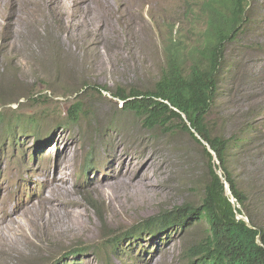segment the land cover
Listing matches in <instances>:
<instances>
[{
    "label": "rangeland",
    "instance_id": "rangeland-1",
    "mask_svg": "<svg viewBox=\"0 0 264 264\" xmlns=\"http://www.w3.org/2000/svg\"><path fill=\"white\" fill-rule=\"evenodd\" d=\"M196 2L0 0V264H130L124 254L104 261L111 237L199 203L208 159L190 133L149 128L94 88H151L172 26L189 57L203 21L197 11L183 14ZM251 8L225 43L207 122L212 135L250 137L238 156L230 150V168L244 212L264 227V0ZM53 176L60 182L47 188ZM203 228L155 241L142 232L127 247L142 249L138 264H181Z\"/></svg>",
    "mask_w": 264,
    "mask_h": 264
},
{
    "label": "trees",
    "instance_id": "trees-1",
    "mask_svg": "<svg viewBox=\"0 0 264 264\" xmlns=\"http://www.w3.org/2000/svg\"><path fill=\"white\" fill-rule=\"evenodd\" d=\"M250 2L201 0L194 3L205 24L201 43L193 45L190 56L185 58L183 46L172 35L165 48L166 64L151 88H116L111 91L104 85L94 87L99 94L105 90L112 97L123 100V107L142 118L149 128L160 127L166 132L179 128L188 131L208 159L209 179L198 204H180L111 237L109 246L112 254L125 251L122 247L117 248V243L129 234L139 235L147 231L153 236L159 231L168 233L176 228L186 229L202 223L204 228L200 239L184 249L181 264H264V227L244 212L246 196L232 173L229 159L230 150L235 149L238 156L251 139L238 130L229 137L212 135L207 122V114L217 94L225 43L243 30L241 26L248 20ZM193 12V5L185 6L183 17L189 20ZM72 106L70 116L75 121L81 103L76 101ZM192 129L209 144L218 163ZM218 168L224 179L217 174ZM224 180L229 184L233 203L225 193ZM237 213L247 217L251 226L243 218H238ZM103 256L105 261L108 254Z\"/></svg>",
    "mask_w": 264,
    "mask_h": 264
},
{
    "label": "clouds",
    "instance_id": "clouds-1",
    "mask_svg": "<svg viewBox=\"0 0 264 264\" xmlns=\"http://www.w3.org/2000/svg\"><path fill=\"white\" fill-rule=\"evenodd\" d=\"M200 1L201 0H197V2L198 3H200ZM189 5H193V7H194V10L195 11H197V8H198V6H196L194 3H186V7L187 6H189ZM250 5H251V2H250ZM252 11V8H251V10H250V12ZM200 16H202V14L200 13ZM199 16V17H200ZM199 19H201L202 21H203V29H202V31H200V34H199V40L196 42V45H199L200 43H201V41H202V32H203V30H204V28H205V24H204V20H203V18H199ZM248 22V20L245 22V23H247ZM244 23V24H245ZM244 24L241 26V28L243 29V26H244ZM169 32H170V37H169V41L171 40V38H172V35L173 36H175V40L176 41H179V45H181V40L179 39V37H178V30L174 27V26H172L170 29H169ZM169 44V43H168ZM167 44V45H168ZM184 49V48H183ZM153 86V85H152ZM138 88V87H137ZM103 92H106V93H109L110 94V92H108V91H103ZM119 100V99H118ZM119 101H121L122 103L124 102L123 100H119ZM188 124H189V122H188ZM191 131H193L194 132V135H195V131H194V129H192ZM234 133V132H233ZM232 133V134H233ZM198 134V133H197ZM199 135V134H198ZM196 136V135H195ZM230 136V135H229ZM229 136H227V137H229ZM197 137V136H196ZM198 138V137H197ZM201 138V137H200ZM199 139V138H198ZM202 139V138H201ZM200 140V139H199ZM203 140V139H202ZM205 141V140H204ZM201 142V141H200ZM206 142V141H205ZM202 144V143H201ZM208 144V143H207ZM203 145V144H202ZM209 145V144H208ZM205 146V145H204ZM206 147V146H205ZM206 149H207V147H206ZM208 150V149H207ZM212 150V149H211ZM241 152V151H240ZM239 152V153H240ZM212 155H213V157H214V160H215V162L216 163H218V161H217V159H216V155H215V153H214V151L212 150V152H210ZM238 153V154H239ZM231 155H229V159H231ZM219 172H221V176L219 175ZM232 173H233V171H232ZM217 174L219 175V177L220 178H222V179H224V177L222 176V171H221V169L220 168H218V170H217ZM234 175V174H233ZM235 177V176H234ZM236 178V177H235ZM237 180V179H236ZM238 182V181H237ZM226 185H228V187H229V184H228V182H226L225 180H224V188H225V193L227 194V195H229L230 196V201L233 203L234 202V198H233V196H232V194H231V192H230V194H228L227 193V191H226ZM239 185V184H238ZM239 188H240V186H239ZM241 189V188H240ZM229 191H230V189H229ZM237 217L238 218H243L244 220H246L247 222V224L249 225V226H251V224H250V222H248V219H247V217H243L242 215H240V214H238L237 213ZM144 221V220H143ZM143 221H141V222H143ZM141 222H139V223H141ZM138 223V224H139ZM195 224H198V223H195ZM137 224H135V225H133L129 230H131L134 226H136ZM191 226V225H190ZM177 229V228H176ZM178 229H180V228H178ZM129 230H127V231H129ZM175 230V229H174ZM143 232H147V231H143ZM142 233V232H141ZM140 233V234H141ZM169 233H171V232H168V233H166V232H163V231H159V232H157L156 234H154L153 236H150L149 234H148V236L149 237H153V239L152 240H156V239H160V235L161 234H169ZM139 234V235H140ZM139 235H133V234H129V236L127 237V238H125V239H128V242L122 247V246H120V247H118L117 246V248H124L125 249V251L123 252V253H121L120 252V254H118V253H113V254H115V255H117V256H120L121 254H124V256H126L127 257V259H128V261L130 262V264H138V262H139V260L141 259V255H140V252H142V249L140 248V247H138V250H136L134 253L133 252H131L129 249H128V245L133 241V240H136V239H138V238H140L139 237ZM119 243V242H118ZM118 243H117V245H118ZM110 247V246H109ZM111 248V247H110ZM127 251H129V253H127L126 254V252ZM112 254V250L110 251V253L108 254V257L109 256H112L113 255Z\"/></svg>",
    "mask_w": 264,
    "mask_h": 264
},
{
    "label": "water",
    "instance_id": "water-1",
    "mask_svg": "<svg viewBox=\"0 0 264 264\" xmlns=\"http://www.w3.org/2000/svg\"><path fill=\"white\" fill-rule=\"evenodd\" d=\"M195 135L200 139L201 143L207 147L208 151L209 152H212V150H211L210 146L207 144V142H205L204 140H202L197 133H195ZM219 175L221 176V172H219ZM226 191H227L228 194H230L228 185H226Z\"/></svg>",
    "mask_w": 264,
    "mask_h": 264
},
{
    "label": "bare ground",
    "instance_id": "bare-ground-1",
    "mask_svg": "<svg viewBox=\"0 0 264 264\" xmlns=\"http://www.w3.org/2000/svg\"><path fill=\"white\" fill-rule=\"evenodd\" d=\"M51 181L53 182V184L50 182L48 185H47V188H50V187H54V186H57L58 183L60 182V178L57 176H53ZM129 262V261H128ZM130 263V262H129Z\"/></svg>",
    "mask_w": 264,
    "mask_h": 264
}]
</instances>
